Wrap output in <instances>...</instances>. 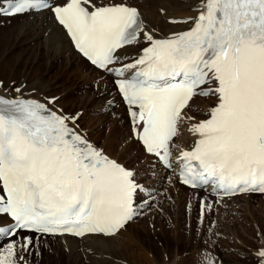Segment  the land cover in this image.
I'll return each instance as SVG.
<instances>
[{
    "label": "snow or ice",
    "instance_id": "1",
    "mask_svg": "<svg viewBox=\"0 0 264 264\" xmlns=\"http://www.w3.org/2000/svg\"><path fill=\"white\" fill-rule=\"evenodd\" d=\"M193 11L169 21L187 30L158 35L127 0H0V16L50 14L101 80L112 78L155 167L178 163L181 184L222 197L264 194V0H199ZM197 96L216 100L207 119L189 115ZM57 100L0 95V264H34L44 236L118 235L157 195L160 181L107 156L83 113L54 110ZM185 124L190 150L176 144ZM211 207L200 202L201 220Z\"/></svg>",
    "mask_w": 264,
    "mask_h": 264
},
{
    "label": "rangeland",
    "instance_id": "2",
    "mask_svg": "<svg viewBox=\"0 0 264 264\" xmlns=\"http://www.w3.org/2000/svg\"><path fill=\"white\" fill-rule=\"evenodd\" d=\"M160 14L163 15V12ZM46 63V61L42 62L37 70L41 75L50 79V83L56 87L55 89L59 93L58 96L66 95L69 92L71 93L69 95L72 96L70 99L81 100L96 89V82L102 83L100 90L106 98L114 94L111 82L107 77L103 81L101 78L96 81L98 76L90 73L89 76L94 77L93 80L96 81L94 82L89 76L83 79L84 76L79 75V77L64 71L60 62L55 63L53 67ZM198 100L194 101L192 111L189 112V115L196 114L197 118L199 114L201 117L204 116L199 107L203 105L210 107V102L214 101L207 98L205 100L198 98ZM103 104L106 105V101H103L101 106ZM105 107L106 112L96 114H94L95 110L100 109L90 107L80 120V124L85 127L87 135L89 133L93 143L102 148L105 153H109L115 160L117 159L119 163L136 169L143 180L145 175H150L146 171L147 168L143 166L147 160L142 156L140 148L130 142L129 124L126 120L123 121L122 107H119L118 103L112 104L110 108ZM111 109L113 111H109ZM74 112L75 110L72 109L69 111V113ZM187 142L189 141L186 140L183 145L189 148L191 142L188 145ZM147 181L154 183V180ZM173 185L177 187L175 190ZM179 187L172 181L167 185L159 186L160 190L164 189L160 193L157 191V195L160 194L162 198L155 197L152 201L153 206L150 209H144L154 212L150 215L146 213L142 216L143 219L139 216L135 222L129 225L134 229L133 232L141 233L140 238L143 239V242L136 239L135 242L138 243H128L125 247L119 248V251L126 256L134 253L142 257V260H139L137 264H142L146 258L151 259L149 254L153 257L151 260L154 263L152 264H198L203 255L209 256L212 260L216 258L215 264H260V258L258 255L253 256V252H259L258 249L263 246L260 244V236H264V196L235 198L230 201L232 204L224 203L228 207L226 211L224 207L219 206L220 204L217 205L214 201H209L208 203L212 207L207 210L203 218L204 221L201 222L202 220L199 218L200 202H198L201 200H196L198 193L194 198L193 195L189 198L187 194H184L185 191L179 190ZM124 235L120 237V240L126 242L127 238H124ZM49 244L43 243L42 251L49 248ZM39 260L34 257V264H43ZM44 263L47 264V261ZM122 264H127V262L123 261Z\"/></svg>",
    "mask_w": 264,
    "mask_h": 264
},
{
    "label": "bare ground",
    "instance_id": "3",
    "mask_svg": "<svg viewBox=\"0 0 264 264\" xmlns=\"http://www.w3.org/2000/svg\"><path fill=\"white\" fill-rule=\"evenodd\" d=\"M127 3L138 8L147 27L154 29L158 35H169L172 32L185 31L190 27V24H173L169 21L195 17L196 13L193 9L197 6L199 0H127ZM161 12H163V15L160 14ZM129 51L132 52L131 49ZM44 61L49 63V65L46 64L50 67L60 62L64 71L71 72L75 76H84L82 77L83 79H86L90 73L98 76L96 81L101 77V73L91 68L72 50L63 30L53 21L50 14L38 16L35 19L20 16L13 18L0 17V82H3V87H0V94L16 97L20 96L21 93L23 96L30 93L31 96L37 98L58 97L55 107L66 112L71 111V109L75 110V112H82V117H84L90 107L100 110L106 108L104 104L101 106L103 101L119 103L116 93L106 98L100 90L102 83L94 81V77L90 76L89 78L96 82L97 86L88 95L86 94L85 98L81 100L70 99L72 96L69 95L71 94L69 92L68 94L65 92L66 95L63 93V96H58L57 94L59 93L56 91V87L50 83V79L41 75L37 70ZM15 87H20L21 93L14 91ZM194 99L190 102V105ZM202 99L205 100V98ZM199 109L204 113L208 112L209 107L203 105ZM82 117L80 120H82ZM194 138L187 131V124H185L181 129L179 138L176 140V144L188 149L183 143L187 140L189 141L186 143L187 145L190 142L192 144ZM131 140L133 139L131 138ZM105 154L114 159L109 153ZM163 177V175L158 174L155 178L156 181L161 182L156 184L158 187H155V189H159V186L163 184ZM176 188L173 185V189L175 190ZM179 190L184 191L183 187H179ZM161 191H164V189H161ZM188 192L193 195V198L197 193L189 190ZM241 197L246 198L249 196ZM251 197H262V195ZM223 205L225 204L223 203ZM205 213H207V210ZM129 225H127L126 230H121L118 235L110 238L98 236L85 237L81 240L67 237L42 238L43 241L50 244L49 248L43 250L44 252L40 246L41 256L37 258L43 264H45V261H47V264H122L123 261H126L127 264H137L139 260H142V257L134 253L126 256L119 251V248L125 247L128 243H138L135 242L136 239L143 242V239L140 238L142 236L141 233L133 232L134 229ZM122 235L127 238L126 242L120 240ZM51 241H53L52 244ZM260 244L263 246L258 250L264 251V236L262 235L260 236ZM253 253V256L256 257L258 251ZM149 257L153 258L150 254ZM151 259L146 258L142 264L154 263Z\"/></svg>",
    "mask_w": 264,
    "mask_h": 264
}]
</instances>
